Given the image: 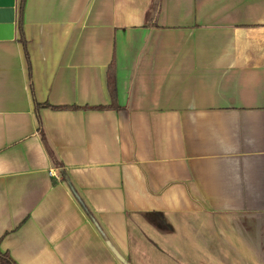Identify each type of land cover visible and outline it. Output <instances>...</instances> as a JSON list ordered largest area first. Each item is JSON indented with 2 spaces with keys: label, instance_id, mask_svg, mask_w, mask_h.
Here are the masks:
<instances>
[{
  "label": "crops",
  "instance_id": "obj_1",
  "mask_svg": "<svg viewBox=\"0 0 264 264\" xmlns=\"http://www.w3.org/2000/svg\"><path fill=\"white\" fill-rule=\"evenodd\" d=\"M20 3L0 41V249L264 264V0H25L31 77ZM111 65L115 108L36 109L111 105Z\"/></svg>",
  "mask_w": 264,
  "mask_h": 264
},
{
  "label": "trees",
  "instance_id": "obj_2",
  "mask_svg": "<svg viewBox=\"0 0 264 264\" xmlns=\"http://www.w3.org/2000/svg\"><path fill=\"white\" fill-rule=\"evenodd\" d=\"M24 5H25V0H21L20 3V16H19V26H18V30H19V42L22 44L23 48H24V53H25V58H26V62L28 64V68H29V75L31 77V63H30V57H29V53H28V48H27V40L25 38V34H24V29H23V10H24ZM107 85H108V91L110 93V97L112 100V104L109 106H100V107H54L51 106L49 104H39L36 103V109L39 110L40 108L43 107H51L54 110H79V109H94V110H106V109H111V108H115L116 107V75H115V70H114V66L111 65L108 69V77H107ZM39 130L42 134V138L44 139L45 143L46 139H45V135L43 132V128H42V123L41 120L39 119ZM49 149V148H48ZM50 151V150H49ZM51 153V151H50ZM52 154V153H51ZM0 264H16L14 262V260L10 257V255L6 252H3L0 249Z\"/></svg>",
  "mask_w": 264,
  "mask_h": 264
},
{
  "label": "water",
  "instance_id": "obj_3",
  "mask_svg": "<svg viewBox=\"0 0 264 264\" xmlns=\"http://www.w3.org/2000/svg\"><path fill=\"white\" fill-rule=\"evenodd\" d=\"M15 37V0H0V41Z\"/></svg>",
  "mask_w": 264,
  "mask_h": 264
},
{
  "label": "built area",
  "instance_id": "obj_4",
  "mask_svg": "<svg viewBox=\"0 0 264 264\" xmlns=\"http://www.w3.org/2000/svg\"><path fill=\"white\" fill-rule=\"evenodd\" d=\"M49 173H50V175L56 177L57 180L60 181V182L64 180V177H63V176H57V175H55V174L53 173V171H50Z\"/></svg>",
  "mask_w": 264,
  "mask_h": 264
}]
</instances>
